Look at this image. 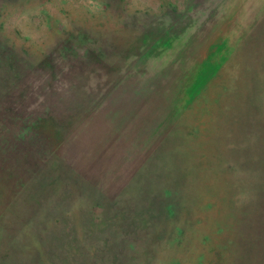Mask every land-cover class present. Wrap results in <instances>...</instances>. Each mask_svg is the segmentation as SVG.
I'll use <instances>...</instances> for the list:
<instances>
[{
	"label": "rangeland",
	"instance_id": "obj_1",
	"mask_svg": "<svg viewBox=\"0 0 264 264\" xmlns=\"http://www.w3.org/2000/svg\"><path fill=\"white\" fill-rule=\"evenodd\" d=\"M93 53L97 118L33 134L7 90ZM0 264H264V0H0Z\"/></svg>",
	"mask_w": 264,
	"mask_h": 264
},
{
	"label": "trees",
	"instance_id": "obj_2",
	"mask_svg": "<svg viewBox=\"0 0 264 264\" xmlns=\"http://www.w3.org/2000/svg\"><path fill=\"white\" fill-rule=\"evenodd\" d=\"M169 14H173V13H169ZM145 43H143V46ZM140 45L142 46L141 43ZM145 50H147L146 47H144L143 51H140L141 60L139 62H132L128 65V67L122 66V69L118 76H117L118 70H120L121 67L114 64L110 65L106 63L105 62L106 59L104 57H101L95 53H93L94 55L92 54L90 58L88 57L87 60H83L82 64L75 67V70L80 71L79 72L80 75H78V77H76V75L74 74V73L77 74V72L75 71H72L74 73H71V75L67 76L65 72L61 70L60 67L59 68L53 67L54 69L52 71H49L50 75H47L48 73H46L47 70L46 60H43L42 62L37 64L36 67L38 69V74H40L38 76L39 79L37 80L29 79L28 74H24V75L20 74L19 76H23L22 80L19 81V84H15L14 87H11L7 90L6 101L14 102L15 104H17V108H15L16 113H21V111H25L26 109H32L30 113H32L33 115L37 110V107L39 106L40 107L42 106L43 108L47 106L52 107L54 100H56L54 102L62 101L64 103L70 102L71 100V102H73L76 106L72 107V109L69 110L72 112V114L75 117L78 118V116H80L79 118L82 120H85L86 118H90L93 121L97 117L91 115L89 116L91 110H89L88 102L91 97L94 98L95 96L97 100L99 96H97V92L94 89H91L90 87L91 84H89L90 80L93 79L95 81L96 79H100L104 73H110V74H114V76H117L115 78L111 76L112 79L110 78V80L108 81L109 82L108 86H111L110 88L111 92L122 89L123 87H129L132 81L133 71L139 70L140 69L139 66L142 63V60H144L143 57L145 54ZM90 54H88V56ZM122 70H126L124 74L122 73ZM81 75L83 77L82 83L81 80H79V77ZM169 75L170 74L168 75L164 74L163 76L159 75L155 77V79L153 80V82L155 81L154 86L158 87L163 85L165 83L164 82L165 78L169 77ZM139 81L141 80H138V82ZM68 86H76V87L80 86L79 88L81 89L84 88L85 90H75L76 91L75 93L73 92L68 93L71 90L61 91L62 88ZM101 95L102 92L100 93V97ZM89 103H93V102H89ZM145 103L146 102H144V104ZM55 111H57V109H55L53 106L50 109V111L47 112L46 115L44 116L40 115L38 117L32 118V120L34 121L32 125L33 127L32 129L35 130V133L33 132V134H39V131L43 129L44 126L51 125L52 130H54V132L48 134L49 138L50 137L54 138L55 136L60 134H61L60 136H64L62 134H64L66 130V128L64 129V126L68 124V120L66 119L67 120L66 122L64 121L65 119L61 120V115L60 114L57 115ZM150 118L152 119V117ZM62 121H64L65 125ZM58 124L60 126H57ZM106 172L107 170H104V173ZM108 179H111L110 175H107V177L105 178V182L110 181ZM18 185L19 183H17L16 187ZM12 188L9 191V193L11 194H12Z\"/></svg>",
	"mask_w": 264,
	"mask_h": 264
}]
</instances>
